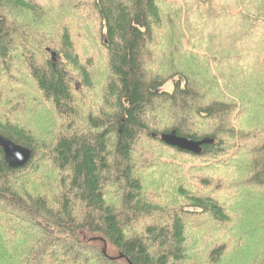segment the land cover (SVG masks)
Returning a JSON list of instances; mask_svg holds the SVG:
<instances>
[{
  "label": "trees",
  "instance_id": "obj_1",
  "mask_svg": "<svg viewBox=\"0 0 264 264\" xmlns=\"http://www.w3.org/2000/svg\"><path fill=\"white\" fill-rule=\"evenodd\" d=\"M0 136V264H264V0H0Z\"/></svg>",
  "mask_w": 264,
  "mask_h": 264
},
{
  "label": "water",
  "instance_id": "obj_2",
  "mask_svg": "<svg viewBox=\"0 0 264 264\" xmlns=\"http://www.w3.org/2000/svg\"><path fill=\"white\" fill-rule=\"evenodd\" d=\"M159 139L167 146L178 148L194 155H201L202 147L213 143L210 138L194 141L189 138L179 137L175 132L162 134ZM0 151L3 154L4 162L12 170L25 167L32 157L31 150L3 136H0Z\"/></svg>",
  "mask_w": 264,
  "mask_h": 264
},
{
  "label": "rangeland",
  "instance_id": "obj_3",
  "mask_svg": "<svg viewBox=\"0 0 264 264\" xmlns=\"http://www.w3.org/2000/svg\"><path fill=\"white\" fill-rule=\"evenodd\" d=\"M196 226H197L198 229H200V228L202 227L201 223H197V225H195V227H196ZM192 231H194V233H193ZM192 231H191V233L194 234V238H198V236H196V234H195L196 231H195V230H192ZM197 235H198V234H197ZM191 238H192V237H191ZM193 240H195V239H193Z\"/></svg>",
  "mask_w": 264,
  "mask_h": 264
}]
</instances>
